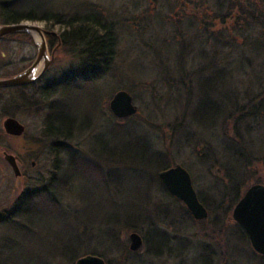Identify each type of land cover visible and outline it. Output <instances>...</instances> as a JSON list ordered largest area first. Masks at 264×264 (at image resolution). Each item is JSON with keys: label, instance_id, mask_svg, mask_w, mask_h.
<instances>
[{"label": "rangeland", "instance_id": "rangeland-1", "mask_svg": "<svg viewBox=\"0 0 264 264\" xmlns=\"http://www.w3.org/2000/svg\"><path fill=\"white\" fill-rule=\"evenodd\" d=\"M92 1L99 4L103 12L118 23L120 55L114 64L116 70L111 69L93 83L95 90L91 96L59 93L54 99L56 105L59 102L69 113L70 123L60 127L63 131L70 130L71 138L63 137L62 134L48 136L44 132L48 111L43 108L42 102L37 101L36 106L31 107L19 105L15 91L6 93L0 90V108L6 101L1 103V100L7 99L6 95L10 93L12 117L25 126L22 136L11 137L1 126L6 116L0 115V194L4 198L0 202L1 207L9 211L8 204L12 201L14 204L18 194H25V201L36 199L46 204L48 198L57 203L56 210H61L60 213H49L44 210L45 207L44 211L39 207V214L23 221L18 217L12 218V215L7 222L1 221L0 264H74L82 252L94 250L103 252L110 264H203L209 252L212 256L211 264H264V257L252 250L246 237L232 235L224 238L222 225L213 223L212 217L204 223L192 221L184 211L185 205L166 195L156 180L152 181L154 184L151 183L149 189L150 208H154V213H151L148 222L141 220L136 230L143 243L138 250L132 251L134 254L128 255V259H123L124 249H129L128 235L135 230L127 229L119 222L112 224L109 217L111 214H120L126 206L136 207L141 204L137 193L143 189L142 181L136 173L131 172L133 165L102 157L101 154H105L103 147L147 143L155 153L162 152L168 167L175 164L185 167L191 175L194 189L204 196L207 195V190H213L215 177H224L223 168L219 167L222 162V126L216 124L214 130L198 128L190 122V112H187L183 121L185 126L178 127L176 131L172 128L181 114L184 99L179 96L177 88H168L161 82L160 75L164 71L153 60L154 54L150 49V46L158 47L160 39L174 36L173 29L183 15H192L199 29H203L200 22L214 16L212 8L208 10L204 0ZM211 3L212 0V6ZM161 8L168 14L163 20L165 25L161 22L165 27L163 33L160 32V26L152 21V13ZM28 22L56 34L63 30L62 25H49L46 21ZM212 23V31H220L223 27L215 19ZM226 35L227 38L230 37L228 33L223 34ZM30 37L32 42L22 36L15 37L14 40L0 39V76L11 77L31 65L37 55V47L32 36ZM239 37L237 36V40L242 42L244 37ZM211 50L210 46L206 47L207 52ZM52 52L53 59L43 80L37 85L41 86L45 82L54 85L63 77L78 72L79 59L70 52L68 46L57 47L53 51L48 47V58ZM132 60L134 62L131 67L134 69L126 70ZM153 64L156 65V71ZM185 65L186 70L191 72L198 63L188 62ZM244 66L246 68L241 69L240 73L233 75L231 80H238L234 86L239 91L249 86L253 91H258L259 85L252 80L253 71L264 74V62L255 61ZM175 73L176 70L171 73L173 77ZM207 73L209 72L203 77V87L211 84V80L217 76L216 95L221 89L222 74L216 70L209 75ZM120 89L128 91L137 106V112L130 121L114 117L109 109L112 95ZM32 91L33 89L28 93ZM215 95L208 92L203 100L214 98ZM195 96L198 99L201 97L200 94ZM195 98L193 102L189 101L191 108L188 107V110L191 111L193 120L199 121V114L207 113L208 108L207 103L203 102L199 106L200 111L196 109ZM45 100L44 105L47 103ZM135 123L141 126L144 141L128 138L124 132H113L116 124L125 127ZM261 126L255 130L259 132L257 135L260 139L256 142L259 146L257 148L264 147V126ZM207 143L212 148L215 146L213 149L216 150L218 163H215V159L200 156V151H207L204 149ZM4 152L18 157L21 176L14 177L10 165L3 158ZM73 153L98 163L102 176L97 179L101 182L102 179L107 180L106 190L100 187L99 182L92 180V175H85L83 168L85 177L74 176L69 159ZM258 155L264 156V148L258 151ZM153 159L155 161L156 157ZM253 168L257 171V177L264 180V164L259 161L254 163ZM76 171L83 174L79 166ZM149 175L154 177L156 174L150 172ZM246 189H243L242 195ZM64 211L65 215L61 216ZM31 212L32 210H28V213ZM8 214H11L10 211ZM229 216L231 217V213ZM234 223L229 220L226 228L230 226V232L236 234ZM203 248L205 251L202 262Z\"/></svg>", "mask_w": 264, "mask_h": 264}, {"label": "trees", "instance_id": "trees-1", "mask_svg": "<svg viewBox=\"0 0 264 264\" xmlns=\"http://www.w3.org/2000/svg\"><path fill=\"white\" fill-rule=\"evenodd\" d=\"M204 1L208 10L212 8L214 17H207L203 22H200L203 29L198 28L199 26L196 25L192 15H183L178 19V24L173 29L175 30L174 36L160 39L158 47L150 46V49L154 54L153 60H156L162 68V72L164 71V74L160 75L161 82L168 88H177L179 96L184 99L181 114L174 121L172 128L175 131L178 127L182 128L187 112H190V122L196 124L198 128L211 130L213 128L214 130L216 124L222 126V143H220L222 162L219 163V167L223 168L224 177L213 179L216 182L215 186L213 190H207V195L204 196L201 192H197L198 198L208 210V217L201 221H195L186 208H184L185 213L197 223L207 222L212 217L213 223L222 225L224 238L232 235L245 237V232L236 223H234L235 234L228 229L230 226L226 228V222L232 220L229 215L233 205L241 198L243 189L254 183L264 184V180L257 177V171L253 168L254 163L259 161L264 164V156L258 155V151H262L264 147L257 148L259 146L256 142L260 139L257 135L259 132L255 131L256 127L264 126V74L253 71L252 80L253 83L259 85L258 91H253L250 86L239 91L234 86L238 80L231 79L233 75L244 69L245 64L255 61L264 62V0H212V6L210 5L211 0ZM164 12L161 8L152 13V21L160 26L159 29L162 33L165 30L163 20L168 15ZM108 15L103 12L99 4L92 0H0V25L26 20L46 21L49 25H62L63 30L59 34L45 30L47 46L50 49L68 46L70 52L79 59L78 72L75 75L65 76L59 82L54 85L50 84L46 88L37 84L31 85L33 87L31 94H27L26 87L0 88L6 93L15 91L19 105H30L29 107H31L32 105L36 106L37 101L42 102L43 108L48 111L44 125V132L48 136L61 134L67 138L71 136L70 130L63 131L60 127L70 123L68 122L70 119L69 113L64 110L63 106L59 102L56 105L54 99L58 94L64 93L70 96L72 93H78V95L88 94L91 96L95 90L93 83L116 67L114 64L120 55L118 51L119 25ZM213 19L222 24L223 27L220 31H212ZM226 33L230 36L229 38L227 35L223 36ZM18 36L32 42L30 35L25 32L9 33L1 36L0 39L14 40ZM237 36L244 37V40L239 42ZM207 46L212 48L210 52L206 51ZM132 62L134 61L132 60L130 65H127L126 70L134 69L131 67ZM188 62H195L198 65L193 71L188 72L185 65ZM155 67L156 65L153 64L154 71H156ZM174 70H176L175 77L171 74ZM213 70L220 71L222 74L221 89L216 95L215 93L218 91L217 76L211 80V84L203 87L205 73L209 72L207 73L209 75ZM0 78L4 77L0 76ZM33 92L37 94L34 95ZM208 92L215 96L204 101ZM195 94H200V99ZM6 96L7 99L1 100V103L6 101L0 108V115L12 116L11 95L9 93ZM194 98L197 99L196 109L198 110L203 102L207 103V113L199 114V121L197 119L194 121L191 111L188 110V107L191 108ZM44 100L47 102L45 105ZM190 100L191 102H189ZM199 103L200 105H198ZM52 105L54 106L52 107ZM133 118L134 115L126 117V120L130 121ZM113 132L115 134L124 132L128 138L144 141L141 136V126L136 123L127 124L125 127L116 124L113 127ZM262 144L264 146V142ZM213 148L207 143V147H204L207 151H200L199 154L202 158L215 159V163H218L216 150ZM102 149L105 154L101 155L106 160H117V162L133 165L131 172L141 178L143 187L137 193L141 204L136 207L134 205L126 206L124 211L118 215L111 214L109 219L112 224L119 222L124 224L127 229L136 231L141 220L148 222L151 213H154V208H150L151 195L149 193L153 180L159 183L166 195L177 200L169 194L157 176L158 171L168 167L162 152L155 153L147 143L115 144L112 148L103 147ZM102 149L99 148L100 151ZM154 157H156L155 161ZM69 159L74 176L85 177L83 168L86 171L85 175H92V180L99 182L100 187L106 190L107 180L102 179L101 182L97 179L102 176L100 174L102 169L97 162L86 160L74 153L69 156ZM78 166L83 174H78L76 171ZM150 172L156 175L151 177ZM26 199L25 194L20 195L16 202L14 201V204L10 206L9 211L12 218L18 217L23 221L25 218L33 217L40 213L39 207L41 211L45 207L44 210H48L49 213L55 211L60 213L61 211L56 210L57 203L48 198L46 204L43 201L38 202L36 199L25 201ZM28 210H32V212L28 213ZM62 213L61 216H64L65 211ZM202 250L201 258L205 249ZM130 254H134V252L125 248L122 253L123 259H128ZM210 254L211 252L207 253V259H204L205 263L202 258L203 264H211L212 256ZM86 255H98L110 264L109 259L101 251H84L80 254V256Z\"/></svg>", "mask_w": 264, "mask_h": 264}, {"label": "water", "instance_id": "water-1", "mask_svg": "<svg viewBox=\"0 0 264 264\" xmlns=\"http://www.w3.org/2000/svg\"><path fill=\"white\" fill-rule=\"evenodd\" d=\"M31 29L38 31L42 38L40 44L34 40L37 47V55L34 61L18 74L0 78V88L22 86L37 81L43 76L53 59V52L49 58L47 57L46 49L48 47L44 35L45 30L33 22L21 21L0 25V37L14 32H25L32 36ZM37 66H40V69L33 75ZM109 109L117 118L130 117L137 112V106L133 102L132 95L124 89L117 90L112 95L109 101ZM1 126L4 132L11 136H20L25 130L24 124L12 116H6L2 120ZM3 158L10 165L14 176H20L14 155L4 152ZM157 176L169 194L185 205L194 220L201 221L208 217V210L198 198L191 175L185 167L175 164L158 171ZM231 218L246 232L253 250L264 255V184L255 183L246 189L242 197L233 206ZM128 237L129 250H138L143 242L141 235L132 231ZM74 264H106V261L98 255H86L77 258Z\"/></svg>", "mask_w": 264, "mask_h": 264}, {"label": "flooded vegetation", "instance_id": "flooded-vegetation-1", "mask_svg": "<svg viewBox=\"0 0 264 264\" xmlns=\"http://www.w3.org/2000/svg\"><path fill=\"white\" fill-rule=\"evenodd\" d=\"M54 49H52V51H53ZM51 55V54H50ZM26 68V67H25ZM25 68H23V69H21L19 72H21L22 70H24ZM47 70V69H46ZM19 72H17V73H15L14 75H16V74H18ZM77 73V72H76ZM76 73H73L74 75L76 74ZM13 75V76H14ZM44 75V74H43ZM4 78H6V77H4ZM43 78H44V76H42L40 79H38L37 81H35V82H33V83H30V84H27V85H22V86H15V87H9L10 89H15V88H19V87H26L25 88V91L27 92V94H31V92L30 93H28L29 91H31V89L33 88L31 85H34V84H39V83H41V81L43 80ZM50 84H53V83H51V82H45V83H43L41 86L42 87H45L46 88V86H48V85H50ZM4 89H6V88H4ZM33 94L34 95H36L37 93H34L33 92ZM24 132H25V130H24ZM23 132V133H24ZM23 135V134H22ZM22 135H20V136H22ZM9 136H11V135H9ZM11 137H19V136H11ZM15 157V160H16V164H17V166H18V168H19V170H20V167H19V164L21 163L20 162V160L18 159V157H16V156H14ZM34 164V162L32 163V165ZM20 173H21V170H20ZM20 176H21V174H20ZM14 177H16V176H14ZM17 177H19V176H17ZM197 193V192H196ZM21 194H18L17 196H20ZM4 200V198L2 197V195L0 194V202H2ZM13 202V201H12ZM12 202L11 203H9L8 204V206L10 207L11 205H12ZM8 209H5V208H2L1 207V204H0V222L2 221V223L3 222H7L8 221V219L11 217V215L12 214H8ZM235 222V221H234ZM236 223V222H235ZM237 224V223H236ZM238 225V224H237ZM239 226V225H238ZM240 227V226H239ZM242 230H243V228L242 227H240ZM244 231V230H243ZM245 232V231H244ZM245 234H246V232H245ZM247 239H248V241H249V238H248V236H247V234H246V236H245ZM143 240V239H142ZM143 243V242H142ZM249 244H250V241H249ZM250 246H251V244H250ZM252 248V247H251ZM252 250H253V248H252ZM254 251V250H253ZM255 252V251H254ZM256 254H258V255H260V256H262V257H264V255L263 254H259V253H257V252H255ZM222 264H224V263H222Z\"/></svg>", "mask_w": 264, "mask_h": 264}, {"label": "bare ground", "instance_id": "bare-ground-1", "mask_svg": "<svg viewBox=\"0 0 264 264\" xmlns=\"http://www.w3.org/2000/svg\"><path fill=\"white\" fill-rule=\"evenodd\" d=\"M31 34H32V37L34 38V40L40 44L42 42V38H41V35L38 31L34 30V29H31L30 30ZM40 69V66H37L36 69L34 70L33 72V75H35Z\"/></svg>", "mask_w": 264, "mask_h": 264}]
</instances>
